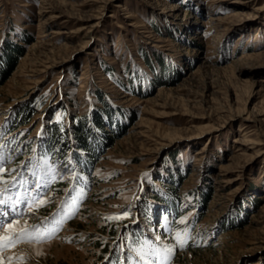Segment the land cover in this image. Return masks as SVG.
I'll list each match as a JSON object with an SVG mask.
<instances>
[{
	"label": "rangeland",
	"instance_id": "1",
	"mask_svg": "<svg viewBox=\"0 0 264 264\" xmlns=\"http://www.w3.org/2000/svg\"><path fill=\"white\" fill-rule=\"evenodd\" d=\"M0 144L2 264H264V0H0Z\"/></svg>",
	"mask_w": 264,
	"mask_h": 264
},
{
	"label": "snow or ice",
	"instance_id": "2",
	"mask_svg": "<svg viewBox=\"0 0 264 264\" xmlns=\"http://www.w3.org/2000/svg\"><path fill=\"white\" fill-rule=\"evenodd\" d=\"M4 147L5 146L3 144H0V185H2V187H0V196H2L3 193L7 192L10 188H15L18 183L19 184L24 183L23 180H18L17 177H12L11 180L5 178V174L7 173L8 170L3 167V163L6 159L3 151ZM33 175L35 176V173H33ZM37 180H39V177H37ZM10 199L12 198L11 197H9L8 199L0 198V205H5L6 203H8V200ZM39 203L42 204L44 203V201H39ZM127 215L128 213L125 212L123 213L122 216L108 217V219L120 220ZM16 223L17 222L13 221L12 223L7 224V226L5 227V234L0 235V247H3L5 242H7L8 244H12L14 242H18L21 239L31 237V233L29 232V228L31 226L25 225V227L23 228H16L15 227ZM0 227H4V225L0 224ZM176 239L178 245L183 246L184 239L179 233L177 234ZM166 251L171 252L172 249L168 248ZM0 264H2V259H0Z\"/></svg>",
	"mask_w": 264,
	"mask_h": 264
},
{
	"label": "bare ground",
	"instance_id": "3",
	"mask_svg": "<svg viewBox=\"0 0 264 264\" xmlns=\"http://www.w3.org/2000/svg\"><path fill=\"white\" fill-rule=\"evenodd\" d=\"M237 14H239V15H246V14H243V13H238L237 11H235L233 14H232V16L228 19V21H224L223 19H220V18H217L216 20H217V23L218 24H220L221 22L222 23H229V22H232V21H234V20H236L235 19V17L237 16ZM239 17V16H238ZM239 20H240V18H239ZM235 22V21H234ZM53 63V62H52ZM51 63V64H52ZM2 209V208H1ZM1 209H0V213H1ZM3 210V209H2ZM7 210V209H6ZM29 211V210H28ZM0 217H1V215H0ZM12 222L13 221H15V222H17L15 225H17L21 220L20 219H18V218H12V220H11ZM8 224V223H7ZM7 224L2 228V230L0 231V235H2V234H5V227L7 226ZM9 253V251H7V252H3V253H0V255L1 254H3V255H5V254H8Z\"/></svg>",
	"mask_w": 264,
	"mask_h": 264
},
{
	"label": "trees",
	"instance_id": "4",
	"mask_svg": "<svg viewBox=\"0 0 264 264\" xmlns=\"http://www.w3.org/2000/svg\"><path fill=\"white\" fill-rule=\"evenodd\" d=\"M83 127H84V125H83V123H81V128H76L74 130V132L76 134V138H77V140L79 142V145L81 146V144H82L81 147L85 148L86 147L85 144H84L85 143V136H84V132H82V130H81Z\"/></svg>",
	"mask_w": 264,
	"mask_h": 264
}]
</instances>
